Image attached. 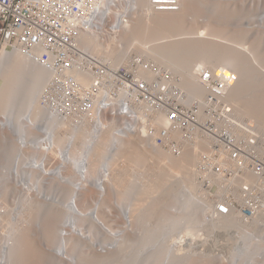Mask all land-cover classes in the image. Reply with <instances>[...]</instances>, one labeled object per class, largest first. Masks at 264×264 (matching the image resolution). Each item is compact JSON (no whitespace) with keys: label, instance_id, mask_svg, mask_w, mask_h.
Wrapping results in <instances>:
<instances>
[{"label":"bare ground","instance_id":"6f19581e","mask_svg":"<svg viewBox=\"0 0 264 264\" xmlns=\"http://www.w3.org/2000/svg\"><path fill=\"white\" fill-rule=\"evenodd\" d=\"M215 1L181 0L177 11L152 12L149 0H127L128 22L118 34H86L81 43L114 66L135 53L172 68L186 98L204 94L195 68H217L234 82V112L255 121L264 139V30L250 39L244 26L230 25L251 16L264 23V0L238 8ZM50 77L21 52L0 50V198L10 172L22 215L13 225V209L0 200V264H214L224 245L233 264H264V178L246 177L261 202L252 219H208V193L195 172L208 141L180 155L165 150L155 143L158 130L148 134L143 124L146 111L135 134L118 135L111 120L72 127L41 104ZM164 119L158 112L152 121ZM190 223L201 226L194 241Z\"/></svg>","mask_w":264,"mask_h":264},{"label":"built area","instance_id":"2783aa9c","mask_svg":"<svg viewBox=\"0 0 264 264\" xmlns=\"http://www.w3.org/2000/svg\"><path fill=\"white\" fill-rule=\"evenodd\" d=\"M126 2L0 0V50L21 52L50 71L41 104L72 127L92 121L103 128L111 120L118 135L135 134L146 111L148 134L158 130L155 143L174 154L208 141L195 171L208 193L206 218L254 217L261 202L246 177L264 178V139L254 122L234 112V82L217 68H195L204 94L188 91L186 98L172 68L135 53L114 66L82 45V35L118 34L128 22ZM180 6L181 0H149L152 12ZM158 112L165 119L154 123Z\"/></svg>","mask_w":264,"mask_h":264},{"label":"rangeland","instance_id":"374dc122","mask_svg":"<svg viewBox=\"0 0 264 264\" xmlns=\"http://www.w3.org/2000/svg\"><path fill=\"white\" fill-rule=\"evenodd\" d=\"M201 1V0H200ZM217 2H218V0H216ZM216 1L214 2V3H216ZM220 1H222V3H223V1H225V0H220ZM230 1V2H229ZM226 0V2H229L230 4H232V5H234V6H236L237 8L239 7V3L240 2H242V0ZM237 1V2H236ZM225 2V3H226ZM213 3V2H212ZM213 3V4H214ZM220 3V2H219ZM199 8V7H198ZM203 11H202V10ZM200 12V13H199ZM205 10H204V7H200L199 9H198V13H199V16H198V24L199 25H204L205 23H208L207 22V16L205 15ZM255 17V16H254ZM253 16H251L250 18H251V21H250V18L249 19H247L246 18V20L243 18L242 19V21L240 20V22L237 20L235 23H231L230 25H232V24H235V27H238L239 25L241 26V28L244 26L245 27V30L247 29V30H249L250 31V36H249V38L251 39L252 37H254V36H256V34H257V32L260 30V28H261V26H262V28H261V30H264V27H263V25H264V23H260L258 20L257 21H255V18H254ZM205 20V21H204ZM252 20H253V23H251L252 22ZM243 21H244V23H243ZM249 22V24H245V22ZM255 22H257V23H255ZM245 24V25H244ZM252 26L251 28L249 27V26ZM261 25V26H260ZM239 26V27H240ZM248 26V27H247ZM243 27V28H244ZM257 27H259V28H257ZM233 28V27H232ZM242 28V29H243ZM248 40V39H247ZM247 45H249L250 43H249V41H248V43H246ZM152 59V58H151ZM0 85H1V79H0ZM254 123L256 124V122L254 121ZM164 148V147H163ZM165 150H166V148H165ZM11 174H10V172H7V175H6V178H5V180H4V182H3V184L4 185H6V187L8 188V192L6 193L7 194V196L5 197V199H1L0 198V200H1V202L2 203H4V204H6V207L9 209V210H11V209H13V211L11 212L10 211V216L9 217H13L14 216V218H15V216H16V221L14 220V218H10L11 219V222H12V224L13 225H15V224H18V221L19 222H21L22 220V215L20 216L19 214V210H16L17 212H15V209H16V207H19L18 205H20L21 204V198H18V197H16L17 196V194H18V188L16 187V184H15V182H13L14 181V178H13V181H12V179H11V176H10ZM12 175H13V173H12ZM9 190H10V192H9ZM114 200V201H113ZM112 201H113V203L112 204H115L114 202H116L117 200H116V198H112ZM19 202V203H18ZM17 203V204H16ZM111 204V203H110ZM16 206V207H15ZM170 209H174V208H171L170 207ZM118 212H119V210H118ZM118 212L116 211V212H114V213H116V214H118ZM11 214L13 215V216H11ZM15 214V215H14ZM119 215V214H118ZM18 218V219H17ZM15 222V223H14ZM118 223H119V221H118ZM11 224V229H12V231L10 230L9 231V236L10 235H13L14 234V230H13V225ZM197 224V223H196ZM194 225V223H193V225H191V223H190V227H188L189 229L188 230H192L193 229V232H195V233H193L192 231H187V227L184 229V230H186L188 233H189V235H191V236H189V238H191L190 240H192L193 239V241H194V239H195V237L197 236V235H199V233H200V230H198V228L199 227H201L200 225H199V227L197 228V225ZM16 226V225H15ZM196 226V227H195ZM13 227V228H12ZM194 227H195V230H194ZM191 228V229H190ZM35 230V227L33 228L32 227V229H31V231H33V233L35 232L34 231ZM191 233H193V234H191ZM129 234H131V231L129 232ZM174 234V235H173ZM173 234H171V235H169V236H171L170 237V239H169V237L167 238L169 241L171 240V241H173V240H177L178 239V236L180 235V233H178V232H175V233H173ZM197 234V235H196ZM184 237H186L185 235L183 236V238ZM173 238H176V239H173ZM39 239V238H38ZM40 240H38V242H39ZM197 245V244H196ZM264 245V244H263ZM39 246L41 247L42 245L39 243ZM43 247V246H42ZM41 247V248H42ZM188 247H190V245L188 246ZM94 250H95V247L93 248ZM216 252H218V254L219 255H221V256H223L222 257V259H220V258H216V260L213 262L214 264H233V262L231 261V257H230V247H228L227 245H224V246H220V250L219 251H216ZM262 257V255L261 256H259L258 257V259L260 258V259H263V258H261ZM220 259V260H219Z\"/></svg>","mask_w":264,"mask_h":264}]
</instances>
